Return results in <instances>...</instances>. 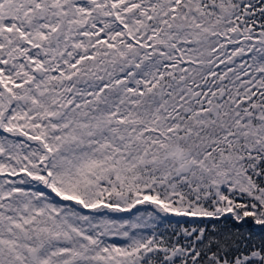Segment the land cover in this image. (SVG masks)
<instances>
[{"label": "snow or ice", "instance_id": "snow-or-ice-1", "mask_svg": "<svg viewBox=\"0 0 264 264\" xmlns=\"http://www.w3.org/2000/svg\"><path fill=\"white\" fill-rule=\"evenodd\" d=\"M0 264H264V0H0Z\"/></svg>", "mask_w": 264, "mask_h": 264}]
</instances>
